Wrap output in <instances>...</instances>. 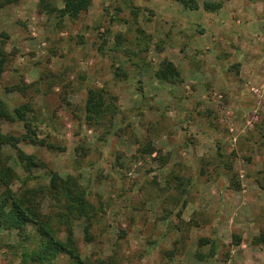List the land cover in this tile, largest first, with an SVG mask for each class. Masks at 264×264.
<instances>
[{"label": "rangeland", "instance_id": "rangeland-1", "mask_svg": "<svg viewBox=\"0 0 264 264\" xmlns=\"http://www.w3.org/2000/svg\"><path fill=\"white\" fill-rule=\"evenodd\" d=\"M0 1V100L11 113L27 103L37 141L15 116L0 131L41 165L24 169L8 143L0 161L12 189H44L29 193L56 237L67 224L49 170L75 176L93 205L90 239L68 217L89 263L264 264L252 242L264 229V0H90L75 17L63 0ZM166 60L178 74L157 77ZM90 87L110 105L98 121L85 115ZM28 231L0 223V264H30Z\"/></svg>", "mask_w": 264, "mask_h": 264}, {"label": "trees", "instance_id": "trees-1", "mask_svg": "<svg viewBox=\"0 0 264 264\" xmlns=\"http://www.w3.org/2000/svg\"><path fill=\"white\" fill-rule=\"evenodd\" d=\"M6 1V0H5ZM183 6H192L191 0H176ZM90 0H63V6L59 8L62 14H67L71 17H75L81 10H84ZM2 1H0V5ZM204 8H213L215 3L204 1L202 3ZM4 58V51L0 49V69ZM178 74L174 65L166 60L162 63L160 68L155 72V75L160 78L168 79L172 75ZM109 103L105 101L104 95L100 89L93 87L87 88L84 99V110L86 117L90 120H100L107 111H110ZM27 103H22L13 107L12 113L8 111L4 103L0 100V121L12 120L15 116L22 122V125L26 128L25 133L21 136V139L28 138L31 143L37 141L33 129H30L29 123L25 118V111L27 110ZM28 131V132H27ZM30 132V133H29ZM18 138L10 133L0 131V148L3 143H8L15 148L14 158L21 162L24 169H30V167H37L41 165V162L36 158L33 153H26L22 149L16 146ZM142 151L151 153L152 148L149 146L142 147ZM0 161V186L3 188L0 190V223L9 227L15 226L19 230L27 224H31L34 227V235L29 231L24 232L22 237L27 239L30 244L29 249L21 251L23 256L29 259L30 264L35 262L43 263L52 261L57 254L66 255L73 264H93L82 259L76 248L74 240L71 236V225L68 217L83 219V235L84 238L90 239L89 233V214H92L93 205L88 202L86 197L85 188L79 184L75 176L66 174L60 176L56 171H48V183L46 185L48 192L55 201H59L60 206L57 207V218H62L67 224V235L63 238L56 237L54 230L50 226L49 217L47 214L41 212L39 209L40 200H38V206L34 205L31 200L30 192L43 191L40 186L36 188H11V179L16 177L14 169L10 166H2ZM20 190V192H19ZM32 235V236H31ZM235 236V235H234ZM202 240V239H199ZM239 236H235V243L239 242ZM252 242L261 244L264 248V229H260ZM94 264H104L103 260H99Z\"/></svg>", "mask_w": 264, "mask_h": 264}]
</instances>
